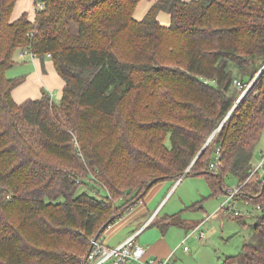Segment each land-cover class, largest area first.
Returning a JSON list of instances; mask_svg holds the SVG:
<instances>
[{
  "label": "trees",
  "instance_id": "obj_1",
  "mask_svg": "<svg viewBox=\"0 0 264 264\" xmlns=\"http://www.w3.org/2000/svg\"><path fill=\"white\" fill-rule=\"evenodd\" d=\"M16 1L0 0V264H87L91 240L155 183L179 180L256 76L264 0H154L141 19L139 0H34L33 20H12ZM23 48L52 59L57 103L13 100L21 78L6 72ZM263 129L264 69L185 175L214 196L233 174L236 200L260 207L219 264H264V183L252 192L247 180ZM153 224L184 225L177 214Z\"/></svg>",
  "mask_w": 264,
  "mask_h": 264
},
{
  "label": "rangeland",
  "instance_id": "obj_2",
  "mask_svg": "<svg viewBox=\"0 0 264 264\" xmlns=\"http://www.w3.org/2000/svg\"><path fill=\"white\" fill-rule=\"evenodd\" d=\"M153 2L154 0H141L136 7L133 17L141 19ZM38 4L36 3L33 7L38 8ZM163 13L169 17L166 11H163ZM53 102L57 103L56 100ZM21 129L28 136L30 135L29 131H32V128L24 127L23 125H21ZM29 137L31 138V136ZM253 153V166L255 168L261 161V155H264V129ZM258 173L261 175V183L256 182ZM258 173H254L247 179L250 181L248 188L252 192L258 191L260 184L263 185L264 183V169L261 167ZM223 182L225 188L230 191L237 188L239 184L238 178L230 173L224 175ZM165 191L166 188L150 201L148 204L150 211ZM210 191L208 182L203 175L183 176L177 182L172 194L163 203L164 205L160 209L157 218H160L164 214H177L180 219L193 224L200 219H204L199 227L204 232L202 238H198L195 233H192L183 242L185 233L189 232L191 228L187 230L185 227L170 225L165 230L163 235L166 236L171 247L170 253L165 256L169 257L168 264H219L221 258L237 254L243 242L250 237L253 224L260 215L261 210L257 209L254 204L242 200H235L231 205V209L220 208V204L226 198L227 192H220L212 196ZM123 197H126V195L123 194ZM121 201L123 200H118L116 204L120 205ZM193 203L195 205L191 206ZM233 210L246 213L240 217L243 223L239 222V217L233 215ZM157 234H162V232L153 224L139 236V240L143 246H146ZM184 246L187 247V250L183 249Z\"/></svg>",
  "mask_w": 264,
  "mask_h": 264
},
{
  "label": "crops",
  "instance_id": "obj_3",
  "mask_svg": "<svg viewBox=\"0 0 264 264\" xmlns=\"http://www.w3.org/2000/svg\"><path fill=\"white\" fill-rule=\"evenodd\" d=\"M140 1L141 0H139L138 3ZM34 5H35L34 0H17L14 4L11 13V19L15 20L22 13H26L28 19L33 20ZM137 5L135 6L133 14L136 10ZM162 16H166V17H162ZM157 18L162 25L169 24L168 22L170 17H168L165 13H163V11L158 12ZM13 61L14 63L12 67L9 70H7L6 75L12 78L15 77L21 78V81L11 90V96L15 102L21 103L27 99L40 98L43 92L49 93L53 101L54 100L59 101L62 95V89L65 82L63 78L56 71L53 61L50 57H42V58L37 57L35 59H31L28 56L19 57L18 53L14 52ZM179 180L175 182L171 180H162L155 183L143 196L141 202H137L133 206L129 207L122 215H120L116 220H114L111 224L107 226V228L102 232L100 236L101 240H103V242L107 246L112 247L118 245L127 237L137 233L136 240L141 245H143L139 240V236L142 233H144L147 230V228L152 226V223L157 219L159 211L164 205L163 203L167 200L169 195L172 194ZM165 188L166 191L161 196L157 204L150 211L148 208V204L156 195L160 194ZM166 216L168 215L164 214L161 217H166ZM203 220L204 219H200L198 222L194 224L182 220L184 224L183 227H185L187 230L191 228L189 232L185 233L183 239L189 233H191V230L194 228L193 226L197 225L200 227ZM192 233H195L196 235L198 234L197 232H192ZM144 247L146 249V255L149 257L163 258L167 256L171 251L169 241L166 238V236L163 235V233L157 234L149 242V244Z\"/></svg>",
  "mask_w": 264,
  "mask_h": 264
},
{
  "label": "built area",
  "instance_id": "obj_4",
  "mask_svg": "<svg viewBox=\"0 0 264 264\" xmlns=\"http://www.w3.org/2000/svg\"><path fill=\"white\" fill-rule=\"evenodd\" d=\"M38 3H39L38 9L43 8V3L42 2H38ZM17 53L19 57L28 56L31 59H35L38 57V55L29 48L20 49ZM47 56H50V54L47 53ZM211 166L213 167L214 164L211 163ZM263 166H264V155H261V161L257 164V166L254 168L252 173L258 172V170L261 167L264 169ZM239 187L240 186H237V188H235L232 191L228 190V192L226 193V198L224 199V201H222L220 208L231 209L232 203L236 200V194L238 193ZM257 209L260 210V207L257 206ZM245 214L246 213L243 211L240 212L238 210H233V215L235 217H241L244 216ZM192 232H198L197 234L198 238H202L204 236L203 231L199 229V226H195L191 230V233ZM191 233H189L183 239V242ZM136 235L137 233L127 237L121 243L112 247L107 246L103 242V240H101V238L92 239L91 240L92 246L88 253L87 264H168L169 263V257L157 258V257L147 256L145 247L136 240ZM184 249H187V247L184 246Z\"/></svg>",
  "mask_w": 264,
  "mask_h": 264
},
{
  "label": "water",
  "instance_id": "obj_5",
  "mask_svg": "<svg viewBox=\"0 0 264 264\" xmlns=\"http://www.w3.org/2000/svg\"><path fill=\"white\" fill-rule=\"evenodd\" d=\"M264 69V64L262 66V68H260V70L258 71V73L256 74V76L254 77V79L252 80V82L248 85V87L244 90V92L239 96V98L236 100L234 106L231 108V110L229 111V113L235 108V106L238 104V102L245 96V94L248 92V90L251 88V86L253 85V83L255 82V80L257 79V77H259V75L261 74L262 70ZM228 113V114H229ZM227 114V116H228ZM227 116L224 118V120L227 118ZM224 120L221 122V124L218 126V128L213 131V133L210 135L209 139L207 140V142L204 144V146L201 148V150L197 153L196 157L194 158V160L201 154V152L203 151V149L205 148L206 144L209 142V140L212 138V136L214 135V133L219 129V127L222 125V123L224 122ZM194 160L192 161V163L194 162ZM191 163V164H192ZM191 164L188 166V168L182 173L181 177L185 176L186 173L188 172ZM180 177V178H181ZM154 181H150L149 185H151ZM97 239V237L95 238Z\"/></svg>",
  "mask_w": 264,
  "mask_h": 264
}]
</instances>
